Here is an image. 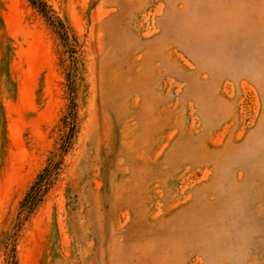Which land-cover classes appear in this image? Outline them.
<instances>
[{
	"label": "rangeland",
	"instance_id": "1",
	"mask_svg": "<svg viewBox=\"0 0 264 264\" xmlns=\"http://www.w3.org/2000/svg\"><path fill=\"white\" fill-rule=\"evenodd\" d=\"M0 264H264V0H0Z\"/></svg>",
	"mask_w": 264,
	"mask_h": 264
},
{
	"label": "trees",
	"instance_id": "2",
	"mask_svg": "<svg viewBox=\"0 0 264 264\" xmlns=\"http://www.w3.org/2000/svg\"><path fill=\"white\" fill-rule=\"evenodd\" d=\"M53 167V165H51ZM49 170V169H47ZM47 171L43 175H41L40 179L35 183L32 187L31 191L27 195L23 203V213L30 214L38 204L41 202L42 192L43 190H47L48 178H47Z\"/></svg>",
	"mask_w": 264,
	"mask_h": 264
}]
</instances>
